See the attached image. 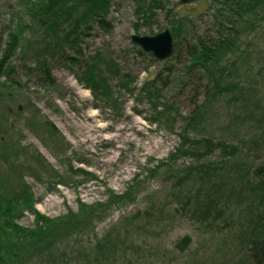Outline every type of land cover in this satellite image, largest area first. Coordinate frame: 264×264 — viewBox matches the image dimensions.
Instances as JSON below:
<instances>
[{
  "label": "rangeland",
  "instance_id": "rangeland-1",
  "mask_svg": "<svg viewBox=\"0 0 264 264\" xmlns=\"http://www.w3.org/2000/svg\"><path fill=\"white\" fill-rule=\"evenodd\" d=\"M224 2L113 0V29L98 23L83 30L80 53L56 43L70 18L53 34L32 22L27 0H0L1 48L18 25L22 30L13 70L0 80V175L7 184L0 191L26 185L34 209L54 219L82 203L94 209H87L89 221L22 264H257L255 243L264 232V172H257L264 166V0L245 20ZM179 21L184 28L176 36ZM166 28L174 35L166 59L133 41L134 34ZM221 35L236 44L216 69L222 89L214 94L215 78L192 63L190 49ZM88 64H97L105 88L93 90L84 80ZM199 110L204 115L194 121ZM181 135L187 143L177 156ZM10 216L36 225L30 207L21 205L14 217L8 211L5 226Z\"/></svg>",
  "mask_w": 264,
  "mask_h": 264
},
{
  "label": "trees",
  "instance_id": "trees-1",
  "mask_svg": "<svg viewBox=\"0 0 264 264\" xmlns=\"http://www.w3.org/2000/svg\"><path fill=\"white\" fill-rule=\"evenodd\" d=\"M27 2L32 4L30 7L31 13L33 14V16H31L32 22L34 24H39L40 28L45 31H50L53 34L57 33V30L64 24L67 18H70V29L65 32L61 39L58 40L57 38L56 43L63 47L65 45H70L80 53H82V49L78 40L83 30L89 29L93 24L98 23H100L101 27L106 31H111L113 29L112 23L108 20L113 0H35L34 3L33 0H27ZM262 2L263 0H225L224 4L231 10L234 16H237L241 20H245ZM178 23L179 24L172 29L176 36L179 34V31L184 28L183 23L180 21ZM21 33L22 30L18 25V28L10 33L7 40L8 43L6 44L7 46L2 49L0 44V80L4 75L10 74L13 70V66L9 65V60L19 46ZM235 44L236 37L221 35L210 43L199 40V42L194 44L190 49L192 63L201 65L213 79L215 78L214 94H218L217 91L222 89L221 81L216 78V69L220 65L223 57L232 50ZM72 60L77 62L76 57H72ZM88 65H90V69L85 74L84 80L93 90L94 87L96 88L98 85L97 89L100 86L105 88L107 82L98 75L97 64ZM106 66L107 69L114 71L113 63H107ZM42 69L45 70L46 73L48 72V75L51 77V73L49 69L46 68L45 64L42 65ZM155 92L158 93V89L156 86H152L151 93ZM214 94H211L210 98H213L215 96ZM203 115V111H197L193 117V119H196L194 121L199 120ZM205 142L210 144L211 140H206ZM186 143L187 138L184 136V138L182 137L180 146H178L174 154H178L177 156H179L181 152L183 153V148ZM219 146L225 152L234 153L236 151V147L230 146L225 142H219ZM257 172L263 173L264 166L259 167ZM259 186L264 188L263 180L259 183ZM6 187L7 184L2 175H0V190H3V188L7 189ZM19 189V192L17 191L13 194H5L0 191V205H3L0 206V208L4 209V213L2 211V216H6L9 211V215L13 214L14 217V213L19 210L21 205L24 208L30 207L36 214V225L33 228L18 225L10 216V224H6L5 226L4 219L1 220L2 216L0 215V264H22L29 258L32 251H43L46 244L50 246L52 241L65 236L68 231L78 223L87 222L91 219L92 212L87 209H93V206H85L84 203L81 204L78 212L70 211L67 215L58 219L50 218L34 209V197L26 185L22 184ZM257 190L263 191L254 186L253 191L256 192ZM260 235L261 236L257 238L258 240H256L255 243L257 264L264 263V260L260 259L264 256V232ZM189 241L190 237L184 238L181 247H185ZM49 246H47V248Z\"/></svg>",
  "mask_w": 264,
  "mask_h": 264
},
{
  "label": "water",
  "instance_id": "water-1",
  "mask_svg": "<svg viewBox=\"0 0 264 264\" xmlns=\"http://www.w3.org/2000/svg\"><path fill=\"white\" fill-rule=\"evenodd\" d=\"M181 1L187 3L191 0ZM132 38L133 41L140 44L144 50L152 52L160 60L170 57L173 52L174 37L169 28L152 36L134 34Z\"/></svg>",
  "mask_w": 264,
  "mask_h": 264
},
{
  "label": "bare ground",
  "instance_id": "bare-ground-1",
  "mask_svg": "<svg viewBox=\"0 0 264 264\" xmlns=\"http://www.w3.org/2000/svg\"><path fill=\"white\" fill-rule=\"evenodd\" d=\"M85 128H87V127H85ZM91 131V130H90Z\"/></svg>",
  "mask_w": 264,
  "mask_h": 264
}]
</instances>
